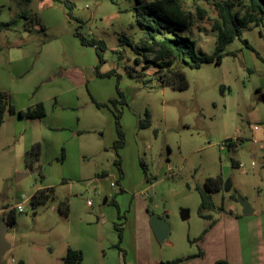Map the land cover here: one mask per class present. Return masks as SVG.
Instances as JSON below:
<instances>
[{"label": "rangeland", "instance_id": "1", "mask_svg": "<svg viewBox=\"0 0 264 264\" xmlns=\"http://www.w3.org/2000/svg\"><path fill=\"white\" fill-rule=\"evenodd\" d=\"M68 1L79 21L69 19L62 3L0 0V21L10 23L0 29V92L17 110L39 101L46 110L43 119L6 113L0 128V230L8 244L3 261L62 264L67 248L77 246L85 264H120L117 257L125 253L123 244L132 241L129 232L123 238L119 231L131 193L120 191L115 164L117 132L108 100L119 97L116 85L125 101L117 105L126 145L119 153L124 160L121 169L128 170L131 190L144 191L150 210L170 228L162 242L156 241V255L170 261L197 253L199 236L223 214L239 219L243 234L250 231L253 241L263 235L264 31L260 36L259 28L248 25L242 38L226 45L220 64L191 68L177 61L188 83L178 90L160 85L155 67L135 64L136 50L119 45L123 34L134 46L141 41L138 0ZM198 1L208 12L206 19L178 32L195 41L198 54H211L216 41L211 30L215 0ZM186 2L194 10L193 0ZM76 32L102 41L103 63L98 70L114 69L120 79L116 75L92 79L98 56L82 45ZM78 69L87 84L74 80ZM148 116L149 126L141 128ZM36 142L41 154L29 172L25 154ZM218 175L223 185L230 182L231 189L213 192L212 220L202 219L194 186L204 187L206 178ZM45 187L53 192L45 202L33 205L31 196ZM239 199L255 212L243 214ZM65 200L66 215L61 212ZM10 211L13 225L8 222ZM185 211L189 216L183 220Z\"/></svg>", "mask_w": 264, "mask_h": 264}, {"label": "trees", "instance_id": "2", "mask_svg": "<svg viewBox=\"0 0 264 264\" xmlns=\"http://www.w3.org/2000/svg\"><path fill=\"white\" fill-rule=\"evenodd\" d=\"M29 3L31 0H22ZM64 5L69 19H80L73 14L74 5L68 0H56ZM187 0H151L145 4H141L138 0V5L135 7L136 23L142 30V38L139 43L134 46L132 39L127 35H120L119 45H128L136 50L135 64L142 65L143 68L155 67V76L159 79L162 86H171L183 90L188 87L185 73L175 64L177 61L188 65L191 68H199L203 63L215 62L220 64L225 54V47L235 38H242L243 29L248 25L259 28V35L262 36L264 31V0H215L212 4L216 12V16L212 18L211 30L216 33V41L211 54L197 53L195 50V41L188 36H182L178 31H184L192 27L197 21L202 22L207 17V10L202 7L198 0H193L192 9L186 7ZM37 18V17H35ZM8 28L9 23L0 21V29ZM76 35L80 37L82 45L94 46L98 56V64L95 69L101 76L116 75L117 80L120 75L111 70L106 74H101L98 70L100 64L103 63L102 49L103 43L101 40L86 39L78 32ZM244 45L252 49L247 39H243ZM131 75V72L128 71ZM116 90L120 98H109L108 103L114 107L115 123L117 137L113 142V148L119 156V150L124 146L125 133L120 125L121 111L117 104L124 105V96L118 85ZM264 95V94H263ZM98 106L99 103L95 102ZM6 113L18 114L22 118L36 119L43 118L46 115L42 102H37L29 106L25 111L17 110L8 100L7 94L0 92V128L4 122ZM149 116L145 119V123H141V128L149 126ZM41 154V145L39 142L32 144L25 154L26 165L30 169L36 167V163ZM118 156L115 164L120 168ZM145 169V168H144ZM121 172V170L119 169ZM40 177L43 176L40 174ZM223 188L222 176H210L205 179L204 187L199 185L194 186V189L199 194L198 215L202 219L212 220V211H215L213 202V192H217ZM53 188L37 189L31 196L33 205L45 202ZM68 200L63 202L61 212L66 215L68 213ZM152 215H155L152 213ZM8 222L15 223V216L12 211L8 214ZM212 223L203 230L199 238L214 225ZM121 229H119L120 231ZM120 236V235H119ZM82 251L68 248L65 252L62 264H83ZM179 260H171L165 264H175ZM214 264H232L227 259H217Z\"/></svg>", "mask_w": 264, "mask_h": 264}, {"label": "crops", "instance_id": "3", "mask_svg": "<svg viewBox=\"0 0 264 264\" xmlns=\"http://www.w3.org/2000/svg\"><path fill=\"white\" fill-rule=\"evenodd\" d=\"M47 1L49 3H53V2L60 3L59 1L56 0H47ZM87 47H91L95 50L94 46H87ZM106 73H101V74L103 75ZM75 74L76 75L74 80L76 82H79L81 84H87V80H86L87 77L82 73L81 70L79 69L76 70ZM91 74L93 76L92 79H95V77L97 78V76L101 78L109 77V76H101L100 74H98L95 68L93 69ZM113 98H120V97H113ZM119 105L122 106L121 104ZM41 118H36V119H41ZM125 146L126 145H124L119 150L118 154L120 153L121 150L125 148ZM114 151L117 154L115 149ZM120 156L121 155L119 154L118 159L120 161V168L117 167L118 173L120 174L118 180L119 188L120 191L126 195L128 193H131V201L125 207L128 209L126 210L127 213L124 215V222L123 225H121L120 229H122V232H124L123 238H125L126 234L129 232L132 241L131 243H128V245L125 247H124L125 243L123 244V249H125L123 251H125V253L120 252L119 255L117 253L118 255L117 259L120 264H165V262H168L169 260H165L163 256L156 255L155 253L157 240L150 226V219L155 215H152V213L154 212L150 210V207L147 203V194L144 191H139L138 193H136L133 189L131 190L132 186L131 184L129 185V182L131 180L128 179V175H127L128 170L126 168L123 170L121 169V160L123 161V164H124V160L122 158L123 155L121 156L122 159H120ZM26 167L29 168L27 165ZM119 169L121 170V172L119 171ZM41 179L43 180V177ZM153 184L154 182L151 181L150 185L153 186ZM130 190L131 192H129ZM118 210L120 211V208ZM254 212L255 209H253V213ZM155 217L162 218L161 216H155ZM244 233L245 235L243 234V231L241 229L239 219L232 218L231 216H227L223 214L221 217H219L216 223L212 225L202 236L200 240L201 249H199L197 253L192 251L191 253H186L185 255H182L183 257L181 258L174 259V260H179L175 264H214V262L217 259H221V258L227 259L232 264H264V234L261 235L259 238L257 237L253 241L251 238L250 231H247L246 229L244 230ZM255 246L257 247L256 250H255ZM70 248L79 250L77 246H73ZM127 250H129L130 253L127 254L128 252ZM82 262L83 264H85L83 255H82Z\"/></svg>", "mask_w": 264, "mask_h": 264}, {"label": "water", "instance_id": "4", "mask_svg": "<svg viewBox=\"0 0 264 264\" xmlns=\"http://www.w3.org/2000/svg\"><path fill=\"white\" fill-rule=\"evenodd\" d=\"M260 100H264V96L261 95L260 96ZM29 172H33V170L31 169ZM28 172L26 173H19L21 175H27ZM223 188L225 191H229L231 189V184L229 181H226L223 185ZM239 203L241 205V208H242V213L243 214H249V213H253V210L252 208L250 207V205L247 203L246 200L244 199H239ZM189 216V213L188 212H183V215L181 216V218L184 220L186 219L187 217ZM150 226L154 232V236L156 238V240L158 242H162L166 236L169 234V225L168 223H166L165 219L163 218H160V217H155L153 216L151 219H150ZM8 249V244L4 238V235H3V230H0V264H6L2 257L5 253V251Z\"/></svg>", "mask_w": 264, "mask_h": 264}, {"label": "built area", "instance_id": "5", "mask_svg": "<svg viewBox=\"0 0 264 264\" xmlns=\"http://www.w3.org/2000/svg\"><path fill=\"white\" fill-rule=\"evenodd\" d=\"M238 166H239V167H242V164L239 163ZM88 203H91V201L88 200ZM17 209H18L20 212H22V208L20 207V205L17 206Z\"/></svg>", "mask_w": 264, "mask_h": 264}]
</instances>
